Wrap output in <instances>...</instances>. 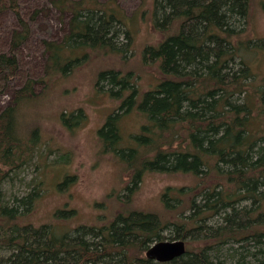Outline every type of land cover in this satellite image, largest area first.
<instances>
[{
	"label": "trees",
	"instance_id": "obj_1",
	"mask_svg": "<svg viewBox=\"0 0 264 264\" xmlns=\"http://www.w3.org/2000/svg\"><path fill=\"white\" fill-rule=\"evenodd\" d=\"M21 2L0 0V14L10 12L16 20L0 40L2 91L20 74V48L30 37ZM55 4L71 13L70 31L63 42L44 40L48 57L43 78L73 71L89 59L91 50L120 51L115 44L121 38L127 48L132 44L116 6L98 0ZM250 6L251 0H156V25L173 31L159 45L144 48V63L158 62L162 79L140 92L139 75L134 77L131 70L109 68L98 74L97 84L107 82L123 111L110 113L99 128L103 149L124 157L144 150L133 159L139 164L133 166L134 181L146 169L192 173L196 186L182 201L193 211L174 224L177 238L193 237L199 245H187L171 261L148 258V246L162 236V219L134 208L119 211L109 227L81 224L60 234L51 224H21L20 217L42 189L40 183L8 203L1 186L30 160L39 140L19 129L18 105L36 96V80L26 76L24 87L13 89L11 101L0 111V248L5 250L0 264H264V229L257 225L264 214L252 217L264 200V76L253 71L243 54L264 46V38H244ZM133 109L145 115L146 123L132 137L137 143L123 144L121 116ZM81 114L85 117L80 110L73 116ZM169 194L163 196L173 198ZM199 195L202 200L197 201ZM126 197L131 202L129 192ZM240 200L252 204L239 208ZM214 215L222 218L217 226L206 222ZM228 242H241L245 249L225 257L219 251Z\"/></svg>",
	"mask_w": 264,
	"mask_h": 264
},
{
	"label": "rangeland",
	"instance_id": "obj_2",
	"mask_svg": "<svg viewBox=\"0 0 264 264\" xmlns=\"http://www.w3.org/2000/svg\"><path fill=\"white\" fill-rule=\"evenodd\" d=\"M55 1L21 2L30 23V37L20 48V74L10 82L9 89L0 90V111L11 101L12 90L24 87L26 76L35 79L36 96L20 102L17 116L24 136L38 137L39 140L29 154L30 160L17 170L13 178L3 182V200L12 202L15 196L27 194L40 183L42 189L33 198V205L20 217L21 224H51L60 234L72 232L81 224L103 225L119 211L134 208L155 212L161 217L164 225L161 239H179L174 223H182L193 211L191 206L185 207L182 197H188L187 192L196 186L197 178L183 171L146 169L134 181L136 171L133 166L137 164L133 159L136 156V161L144 150L124 157L103 149L99 128L110 113L123 111L119 108L121 100L107 89V82L97 84L101 70L115 68L123 73L131 70L134 77L139 75L136 81L140 92L156 86L162 79L159 63H144V48L159 45L173 29L156 25V0H98L116 6L115 13L123 17L121 19L132 34V44L127 48L124 46L126 38H121V42L115 44L120 51L103 53L91 50L89 59L73 71L48 74L43 78L48 57L44 40L63 42L70 31L71 13L59 10ZM15 24L12 13L0 14V40H5L8 28ZM247 25L244 38H264V0H251ZM243 54L253 71L264 76V46L245 50ZM132 85L131 82L129 88ZM78 110L85 117L82 114L79 118L74 117ZM143 123H146L145 115L134 109L121 116L123 144L136 143L132 137L140 132ZM127 185L132 189L127 190ZM166 191L173 198L167 200L163 196ZM127 192L131 202L129 198L127 200ZM195 198L202 200L200 195ZM251 204V200H240L237 207ZM58 209L72 210L63 214L58 213ZM261 212L264 214V200L253 217H258ZM207 219V223L217 226L222 218L214 215ZM258 223V227L264 229V215ZM185 240L191 248L199 245L193 237ZM240 246L241 242H228L219 252L226 257L235 249H245ZM3 253L5 250L0 248V254ZM228 258L231 262L234 260Z\"/></svg>",
	"mask_w": 264,
	"mask_h": 264
},
{
	"label": "water",
	"instance_id": "obj_3",
	"mask_svg": "<svg viewBox=\"0 0 264 264\" xmlns=\"http://www.w3.org/2000/svg\"><path fill=\"white\" fill-rule=\"evenodd\" d=\"M187 251L186 240H159L151 244L146 250V256L150 259L167 262L181 256Z\"/></svg>",
	"mask_w": 264,
	"mask_h": 264
},
{
	"label": "flooded vegetation",
	"instance_id": "obj_4",
	"mask_svg": "<svg viewBox=\"0 0 264 264\" xmlns=\"http://www.w3.org/2000/svg\"><path fill=\"white\" fill-rule=\"evenodd\" d=\"M110 221H111V220H110ZM110 221L104 223L103 225H99V226H101V227H102V226H103V227H109V226H110ZM163 228H164V225H163V227H162L161 230H163ZM161 238H162V236H161ZM161 238H160V239H155V240L153 241V243H155V242H157V241H159V240H163V239H161ZM175 239H176V238H175ZM168 240H172V239H168ZM153 243H150V245L153 244ZM150 245H149V246H150ZM149 246H148V247H149ZM155 261H156V260H155ZM157 262H160V261H157Z\"/></svg>",
	"mask_w": 264,
	"mask_h": 264
},
{
	"label": "bare ground",
	"instance_id": "obj_5",
	"mask_svg": "<svg viewBox=\"0 0 264 264\" xmlns=\"http://www.w3.org/2000/svg\"><path fill=\"white\" fill-rule=\"evenodd\" d=\"M118 6V5H117ZM121 122V121H120ZM125 138H127V137H125ZM118 143H119V141H118ZM123 143H125V142H123ZM135 143V142H134ZM137 143V142H136ZM126 146V145H125ZM161 147V146H160ZM185 203V202H184ZM186 204V203H185ZM186 207V206H185ZM261 211V210H260ZM255 214V213H254ZM253 217V216H252ZM255 217V216H254ZM254 219V218H253ZM208 220V219H207Z\"/></svg>",
	"mask_w": 264,
	"mask_h": 264
}]
</instances>
